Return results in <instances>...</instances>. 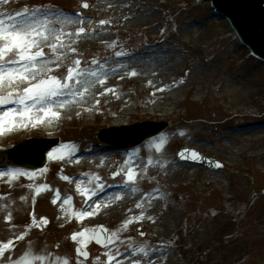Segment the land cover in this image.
<instances>
[{
	"label": "rangeland",
	"instance_id": "374dc122",
	"mask_svg": "<svg viewBox=\"0 0 264 264\" xmlns=\"http://www.w3.org/2000/svg\"><path fill=\"white\" fill-rule=\"evenodd\" d=\"M87 1L25 0L8 4L0 3V13H2L0 17L10 11L21 10L28 13L37 8L47 7L53 15L61 13L68 17L63 12H72L71 18L75 20L76 28L83 22H87L89 27L97 29L98 24L94 25L95 19L107 18L108 22L105 23V27L111 31L123 29L116 39L119 47L127 51H133L141 45L150 43H157V45L161 43L167 46L171 54L175 49L188 58L187 69L169 84L170 89L175 93L184 88L183 92L180 91L182 101L179 104L176 102L178 92L173 99L177 107L174 114L162 117L158 114V117H151L150 111L153 106L150 105L155 104L153 93L147 92L151 82H147L144 86L139 85L136 89L128 86L127 89L119 90V95H126L132 99L129 100L127 106L121 108L106 107L108 120L109 118L118 119V115L124 112L137 114L132 116L128 125L150 121L165 122L168 127L161 134L145 141L140 146L121 152L125 154L123 159L113 162L115 155L112 154L109 158L111 160L110 169L102 176L89 173L86 166L83 172H67L59 166L67 168V162L53 160V157L64 150L72 154L85 149L79 144V139L90 140L93 145H99L97 141L99 130L111 127V123L104 126L103 123L98 125L90 121L91 125L88 129L76 132L73 128L81 127L80 121L61 122L56 116L53 123L59 124L61 130L55 133L52 139H59L60 145L47 153L51 152V156L48 155L49 164L46 163L44 169L37 172L20 169H11L8 173H6L7 170L0 172V249L9 241L12 242L10 248L0 255V264H10V262L12 264H59L58 260L51 259V256L49 259L47 257L42 259L39 254L40 250L45 251L49 248V253L53 255L52 245H57L56 240L61 238L62 243L58 246L64 243L71 246V255L68 257H73L80 263L82 260L74 253L75 246H81L88 252L89 257L86 261L89 264H105V262L101 263V260L108 262L107 258L109 260L110 256L104 251L108 247L114 250L116 245L126 242L140 247L141 250L172 255L178 264H209L210 262L264 264V166L256 160L257 157L249 158L261 148L248 149L242 155L243 159L237 156L230 158L225 153V151L229 153V150L223 148L227 144L224 132H235L232 128L246 127L254 130L251 127L256 126L264 130V64L249 58L246 50L239 46L226 24L212 17L207 0H149L147 2L149 11L159 16V23L155 27L147 25L143 29H138L140 27L137 25L140 23H116L112 20V14L94 11L98 4H91ZM135 1L142 8L141 2L144 0ZM85 4L87 7H84ZM84 15L87 18L82 17ZM187 23L193 29L196 28L194 30L198 31V36H195V32L185 33L183 31ZM126 25L131 27H126ZM86 30L85 34L90 33L88 29ZM77 31L78 34H84L85 30ZM3 35L7 36L6 33ZM112 47L117 48L118 46L114 44ZM16 53L14 51L10 57H6L7 52H5L3 58H12L11 61L17 64L19 61L15 62ZM109 53V47L95 46L79 52L69 66L49 73L45 82L43 81L44 84L50 85L52 81H55L60 86L59 94L51 98L58 99L57 97H61L63 92H68L74 85L78 70H86L89 67L88 63L96 65ZM138 54L145 57V49H140ZM208 56L215 61L217 67L213 68L219 71V77L214 78L208 85L209 78L200 75L196 77L195 84H189L191 66L193 68L201 64V70L205 71V68L209 67L203 63ZM225 58L228 61L223 64ZM185 62V60L177 61L180 65ZM41 74L27 79L26 85L36 80ZM70 75L71 78H69ZM237 76H243L242 83H240V78L237 81ZM199 78L200 82L197 80ZM11 94L18 96V101L10 106L16 110L17 105L21 106L20 112L24 111L29 101L33 102V106L39 104L36 100L29 98L26 91ZM115 94L117 95L116 92ZM201 96H204L205 100L201 101ZM65 97L69 98L68 95ZM21 100H24L23 104L20 103ZM251 104L256 107L252 106L251 109L248 107ZM83 114L88 115L89 110ZM41 121L42 118L39 116L27 117L20 124L19 129L26 128L28 124L35 126ZM82 124L84 125L85 122ZM121 124L122 122L119 127ZM2 126L3 122L0 121V136L1 141L4 142L3 146L0 145V152L31 137H39L38 134L31 132L25 137H14L6 141L4 137L16 132L17 127L10 124L2 129ZM174 133L180 137L173 146L174 148L172 147L173 150L169 152V158L172 161L170 164L172 167H170L166 166L169 164L166 163L167 153L162 158L154 157V153L151 154V152L153 145L162 136H172ZM66 142H70V145H65ZM182 146L193 148L194 151L215 159L220 167L209 171L202 167L181 164L176 158V153ZM239 148V144H229V149L232 151ZM144 156L145 160L142 162V158L139 157L144 158ZM137 161L139 162L138 168L143 166L142 171L132 170L134 168L132 164ZM57 164L58 167L55 166ZM47 169L51 170L47 172ZM149 169L156 173L152 178L149 177ZM130 172L132 174H129ZM112 173H116L114 179L111 178ZM76 174L86 179L82 180L85 184L83 194L86 197H98L104 189L102 185L107 186L108 189L116 188L128 175L135 177L133 181L131 180L134 183L142 184L148 181L151 188H133V193L139 194L141 203L148 204L149 208L144 209L134 221L129 219L120 222L111 221L109 224L100 223L111 236L105 248L100 249L92 242L95 223L90 222L91 224L79 231H76V227L71 224L75 218L83 216L79 215L84 213L87 207L85 200L79 196L77 188H71L70 184ZM55 179L61 182L55 183ZM215 179L220 181L219 184H215ZM50 183L53 185L49 186ZM62 198L65 199L62 201L63 206L60 211L65 212L68 218L64 215L63 227L57 230L50 219L56 212L52 205ZM30 203H35V218L31 217L33 214L30 210ZM154 204L159 205L162 212H175L178 215L176 221L178 226L175 230H171L168 237H158L162 230L168 228L161 225L158 215L148 213ZM89 216L92 215L89 214ZM139 218H144V220L140 221ZM136 221H140L142 226H137L130 232L131 235L122 236L124 224L134 227ZM8 227L12 228L8 229ZM71 227L74 230L66 235ZM81 233L83 235H80ZM73 236L76 237L75 240ZM64 251L67 255L68 251L66 249Z\"/></svg>",
	"mask_w": 264,
	"mask_h": 264
},
{
	"label": "bare ground",
	"instance_id": "6f19581e",
	"mask_svg": "<svg viewBox=\"0 0 264 264\" xmlns=\"http://www.w3.org/2000/svg\"><path fill=\"white\" fill-rule=\"evenodd\" d=\"M18 1L25 0H7L6 4ZM88 1L91 4H98V7H96L94 11L112 14V20L116 23H140L137 25L140 27L138 29L146 28L147 25L155 27V25L159 23V16L157 17L149 11L147 5L149 0H144L146 3H143L144 1L141 2L142 0H138L143 5L142 8L137 5L135 0ZM0 3L5 4L3 0H0ZM0 19L4 21V24L0 25V27L9 29L13 24L19 25L16 31L21 34L26 33L28 40L34 41V43H32L23 54L35 57V59L31 61H22L20 60V53L13 49L12 52H7L6 57H10L13 52L16 51L17 58H15V62L19 61L17 64L10 62L12 58L0 59V96L9 93L19 94L25 92L27 79L43 72V74L38 77L39 79H42L46 72L50 73L57 68L66 65L69 66L73 63L74 56L80 51L99 45L110 48V53L107 57L101 59L96 65L88 63L89 67L86 70H78L74 85H72L68 92H63L61 97H57L58 99L49 98L35 106L32 105V101H29L25 107L23 106V112L19 111L22 108L18 105L17 110L11 106L0 105V121L3 122L2 129L13 124L17 127L16 132L19 135H23V133L25 135L27 132L26 128L19 129V126L24 119L32 116H39L42 118V121L40 123L37 122L34 129H31L32 132L38 134L40 138L45 139H51L56 131V123H53L56 116L60 118L61 122H64L65 120L80 121L79 125L81 127L73 128V131L76 132L88 129L91 125L90 121H94L98 125L103 123L102 125L104 126L110 122L111 127H118L122 122L121 126H124L125 124V126H127L131 122L132 116H134L133 114L123 112L118 115V119L114 118V120H112V118H109L110 120H108L106 118V116H108L106 112L107 109L105 108H121L127 106L129 100L132 98H128L126 95H119L118 91L125 88L127 89L128 86L136 89L137 86H144L147 82H151L149 86L150 89L147 90V92H152V97L155 99V104L150 105L153 106V109L151 108L152 110L150 111L151 117H158V114L161 117L174 114L177 107H175L176 105L174 104L173 99L178 92L177 100H175L177 104L181 102L180 91L183 92L184 88L175 93V91L170 89L169 84L187 69L188 58L175 49L172 50L173 54H171V51L167 49V46L161 43L158 45L157 43H150L149 45H141L133 51H127L126 49L119 47L116 39L122 32V29L111 31L109 28L105 27L104 25L108 22L107 18L95 20L94 24H98L97 29L93 27L91 28L86 22H83L82 26L86 27L84 34H78L77 30L79 29L74 26L75 20L73 18L65 17L61 13L53 15L47 7L37 8L28 13L21 10L10 11L4 13ZM79 23L80 22L77 24ZM126 27L131 26L126 25ZM86 29H88L90 33L85 34V32H87ZM194 29L196 28L194 27ZM194 29L189 23H187L185 24L183 31L185 33H191L195 32ZM4 33L8 35V31H5ZM196 35H199L198 31L195 32V36ZM6 44V40L0 39L1 49L4 48ZM114 44L118 47L113 48L112 45ZM140 49H145V57L138 54ZM37 52H40L41 55L36 56L35 54ZM117 53H120V55L117 56ZM184 60L186 62L183 65L177 63V61ZM227 61L228 59L225 58L222 63L225 64ZM203 64L211 69L205 68V71H202L200 67L201 64L193 68L191 66L190 76L188 77L189 84H195L196 77H200V75L209 78L207 82L208 85L212 83L214 78L219 77V71H217L216 68H213L217 66H215V61L212 57L208 56L205 58ZM238 78H240V83H242L244 80L243 76H237V81ZM197 80L200 82V78ZM161 89H163V91ZM188 91L190 92V89ZM66 95H68L69 98L65 97ZM200 100H205V97L201 96ZM252 106L256 107L252 104L248 107L252 109ZM87 110H89V114H83L86 113ZM6 112L8 115H5ZM82 122H85V124L83 125ZM251 128L254 130H249L246 127H235L232 128L235 132H224L227 144L223 148L229 150V153L227 151H225V153L228 154L230 158L237 156L242 159V155H244L248 149L253 147L261 148L253 156L250 155L249 158L257 157L258 159L256 160H259L261 165L264 166V130L259 129L256 126H252ZM19 130L22 133H19ZM179 137L180 136L177 133L172 134V136H162L160 140L153 145L154 147H152L151 154L154 153V157L163 158L165 153H167V158L169 160L166 158V163L169 164H166V166L172 167L170 165L172 161L171 158H169V152L178 142ZM79 141V144L83 145L85 149L72 154H69L66 150L61 151L60 153L55 154L53 160H63L67 162L66 164L68 166L74 165L75 170H80L86 166L89 173L104 174L107 166H110L111 164L109 158L112 154L115 155L113 157V162L118 159H123L125 156V154L115 151L116 154H114L110 149H104L106 152H101L100 148L93 145L90 140L82 141L79 139ZM232 143L239 144L240 148L234 149L233 151L230 150L229 144ZM65 145L69 146L70 142H66ZM177 154L178 152L176 155ZM139 158H142V162H144L145 156L144 158ZM153 161L155 162V160ZM138 165V161L132 164V167H134L132 170L135 169L137 171H142L141 168L143 166L138 168ZM148 172L149 177L151 178L156 175L152 169H149ZM129 174H132V172ZM128 176H125L116 188H107L106 192L104 194L101 193L98 197L84 196L83 188L85 187V184L82 183V179L79 176L71 182V187H76L79 196L87 203V207L84 210V213H87V215L85 216V219L82 220V226L86 225L88 222L109 224L111 221L120 222L129 219L134 221L142 214L144 209L149 208L148 204L143 205V203H141L140 195L133 193V188H151L152 186L148 181L142 184L134 183L132 181L135 177L133 176L131 181L128 179ZM57 182L61 181L55 179V183ZM214 182L215 184H219L220 181L215 179ZM51 185L53 184L50 183L49 186ZM64 199L65 198H62V200L60 199L52 205L56 212H54L50 219L53 221L54 226L58 228H62L64 223L63 216L65 212L60 211ZM148 213L151 215H158L161 225L168 228L162 230L158 234V237H168L169 234H171V230H175L178 226V223L176 222L178 220V215L175 212L169 213L160 211L159 205L156 206L154 204ZM89 214L92 216L90 217ZM139 220L142 221L144 218H139ZM140 221H136L134 227L124 224L122 236L131 235L132 233L130 232H132L137 226H142ZM58 245V243L57 245H53V255L49 253V248L45 251L40 250L39 255L42 259L44 257L49 259L51 256V259L58 260L59 264H82V262L80 263L78 260L76 261L73 257H68L71 254L66 255L63 247H59ZM104 252L108 253V256H110L109 260L107 258L108 262L101 260V263L105 262V264H178V261L172 255H165L158 251L152 253L148 250H141L140 247H136L135 245L126 242L116 245L114 250L108 247ZM83 264L89 263L86 262ZM209 264L216 263L210 262Z\"/></svg>",
	"mask_w": 264,
	"mask_h": 264
},
{
	"label": "water",
	"instance_id": "95a60500",
	"mask_svg": "<svg viewBox=\"0 0 264 264\" xmlns=\"http://www.w3.org/2000/svg\"><path fill=\"white\" fill-rule=\"evenodd\" d=\"M215 8L227 19L230 20L233 27L252 51L260 57L264 58V0H212ZM219 19V18H218ZM154 126V129L146 128ZM165 124H143L135 128H141V131L134 134V138L130 143L117 144L116 147L128 148L138 145L146 138L156 135L164 129ZM152 130V131H151ZM39 156V160L35 165L24 161V157L19 160L24 161L18 163L22 167L38 168L43 165V150ZM102 232V230H100ZM104 234V233H103ZM106 235V234H105ZM107 240V239H106Z\"/></svg>",
	"mask_w": 264,
	"mask_h": 264
},
{
	"label": "snow or ice",
	"instance_id": "6c2138e0",
	"mask_svg": "<svg viewBox=\"0 0 264 264\" xmlns=\"http://www.w3.org/2000/svg\"><path fill=\"white\" fill-rule=\"evenodd\" d=\"M4 3H7V0H3ZM84 7H87V4L84 5ZM4 21L0 19V25H3ZM19 27V25H11L9 29H4L3 27H0V39H4L7 41V44L4 48L0 49V59L3 58V53L5 52H12L13 49H15L17 52L20 53V60L22 61H31L34 60V56H26L24 55V51L32 44L34 41H30L27 38V34H21L20 32L16 31V29ZM5 31H8V35L4 36L3 33ZM83 31V30H82ZM36 56L41 55L40 52H37L35 54ZM120 53H117V56H119ZM10 62H13L10 60ZM71 78V75L69 76ZM64 87H68V85H64ZM26 93L29 94V98L36 100L37 103H41L45 101L46 99H49L51 97L57 96L60 91V86L55 83V81H52L51 84H37L34 87H29L26 90ZM2 103V101H0ZM21 104L24 103V100L20 101ZM5 115H8L6 112ZM55 115V114H53ZM51 156V153H49ZM128 179L131 180L132 176L129 175ZM81 215H87V213H81ZM38 226V225H37ZM80 235H83L81 233ZM73 239L75 240L76 237L73 236ZM12 242L9 241L8 243L3 245V248L0 249V255L3 254V251L6 249H9ZM78 251H81L78 249ZM12 264V262H10Z\"/></svg>",
	"mask_w": 264,
	"mask_h": 264
}]
</instances>
